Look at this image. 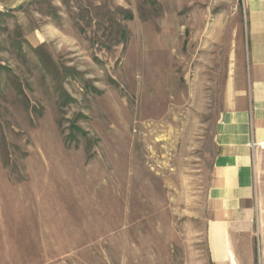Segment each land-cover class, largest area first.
Here are the masks:
<instances>
[{
  "label": "rangeland",
  "instance_id": "1",
  "mask_svg": "<svg viewBox=\"0 0 264 264\" xmlns=\"http://www.w3.org/2000/svg\"><path fill=\"white\" fill-rule=\"evenodd\" d=\"M17 9L0 13V264H216L204 205L243 5ZM256 170L264 264V156Z\"/></svg>",
  "mask_w": 264,
  "mask_h": 264
},
{
  "label": "crops",
  "instance_id": "2",
  "mask_svg": "<svg viewBox=\"0 0 264 264\" xmlns=\"http://www.w3.org/2000/svg\"><path fill=\"white\" fill-rule=\"evenodd\" d=\"M238 1L243 10L229 16L240 28L236 49L241 51L235 64L241 67L215 125L216 149L204 205L208 248L216 264L257 263V172L250 145L252 140L264 142V0ZM24 2L0 0V13ZM256 155L263 157L264 150L258 149ZM260 251L262 262L264 248Z\"/></svg>",
  "mask_w": 264,
  "mask_h": 264
},
{
  "label": "built area",
  "instance_id": "3",
  "mask_svg": "<svg viewBox=\"0 0 264 264\" xmlns=\"http://www.w3.org/2000/svg\"><path fill=\"white\" fill-rule=\"evenodd\" d=\"M251 148H252V151H253V155H254V164H255V170H256V162H257V150L258 149H261V150H264V142H256L254 140H252V143H251ZM257 172V170H256Z\"/></svg>",
  "mask_w": 264,
  "mask_h": 264
},
{
  "label": "bare ground",
  "instance_id": "4",
  "mask_svg": "<svg viewBox=\"0 0 264 264\" xmlns=\"http://www.w3.org/2000/svg\"><path fill=\"white\" fill-rule=\"evenodd\" d=\"M233 264H235V262L233 261Z\"/></svg>",
  "mask_w": 264,
  "mask_h": 264
}]
</instances>
